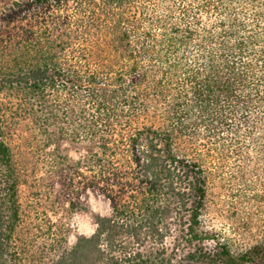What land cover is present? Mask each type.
Wrapping results in <instances>:
<instances>
[{
  "label": "trees",
  "instance_id": "16d2710c",
  "mask_svg": "<svg viewBox=\"0 0 264 264\" xmlns=\"http://www.w3.org/2000/svg\"><path fill=\"white\" fill-rule=\"evenodd\" d=\"M9 114L76 144L62 160L110 205L37 258L18 239ZM200 135L264 152V0H13L0 25V264H264V237L237 246L204 224L206 172L174 143Z\"/></svg>",
  "mask_w": 264,
  "mask_h": 264
},
{
  "label": "rangeland",
  "instance_id": "374dc122",
  "mask_svg": "<svg viewBox=\"0 0 264 264\" xmlns=\"http://www.w3.org/2000/svg\"><path fill=\"white\" fill-rule=\"evenodd\" d=\"M12 1L0 0V25ZM50 19V15H44L42 26L50 23ZM41 20L33 24H40ZM7 26V40L2 48L8 54L16 49L21 24L15 22ZM52 31L59 33V28ZM4 99L9 103L16 101L12 94ZM6 127L7 144L19 173L18 239L34 245L35 251H30L29 257L33 254L34 258L41 257L51 244L69 245L76 234H90L95 227L93 214H109L110 205L96 187L81 188L84 178L73 165L62 160L64 154L77 159L76 144L68 139L60 140L56 132L49 138L47 135L53 128L42 132L29 116L9 114ZM174 143L177 151L199 161L206 172L207 210L203 216L206 227L232 237L237 246L262 239L264 152L245 143L228 148L201 135L191 139L176 137ZM181 264L205 263L183 261Z\"/></svg>",
  "mask_w": 264,
  "mask_h": 264
}]
</instances>
